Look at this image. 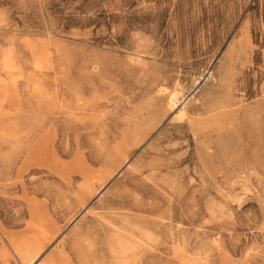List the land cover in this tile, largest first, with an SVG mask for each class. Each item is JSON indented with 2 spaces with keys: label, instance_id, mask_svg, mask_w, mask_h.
<instances>
[{
  "label": "rangeland",
  "instance_id": "rangeland-1",
  "mask_svg": "<svg viewBox=\"0 0 264 264\" xmlns=\"http://www.w3.org/2000/svg\"><path fill=\"white\" fill-rule=\"evenodd\" d=\"M26 249L264 264V0H0V264Z\"/></svg>",
  "mask_w": 264,
  "mask_h": 264
},
{
  "label": "bare ground",
  "instance_id": "bare-ground-1",
  "mask_svg": "<svg viewBox=\"0 0 264 264\" xmlns=\"http://www.w3.org/2000/svg\"><path fill=\"white\" fill-rule=\"evenodd\" d=\"M179 100H174L172 101V103H174V107H172L173 109L177 107V105L179 104ZM181 104V103H180ZM33 230L35 231L33 237L31 238L33 240L34 243H41V240H43L45 238V236L47 235V231H46V213L44 210H42L41 207L37 208V211L34 212V216H33ZM26 255L24 256L25 261L27 260L28 264H31L34 258V255L31 250L26 249Z\"/></svg>",
  "mask_w": 264,
  "mask_h": 264
}]
</instances>
